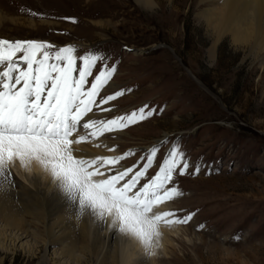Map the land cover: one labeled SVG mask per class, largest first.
Instances as JSON below:
<instances>
[{
	"label": "rangeland",
	"instance_id": "obj_1",
	"mask_svg": "<svg viewBox=\"0 0 264 264\" xmlns=\"http://www.w3.org/2000/svg\"><path fill=\"white\" fill-rule=\"evenodd\" d=\"M156 1L147 9L133 0H0V39L48 42L52 52L70 45L77 57L90 50L106 56L86 87L107 64L116 72L101 96L130 91L101 105L111 111L95 119L145 106L153 112L100 143L114 156L133 153L120 166H142L147 149L167 138L153 175L164 150L179 145L189 168L175 174L171 186L181 195L156 210L192 219L170 226L176 232L160 231L146 252L153 264H264V59L244 58L228 37L210 58L212 38L195 16L198 0ZM54 248L48 245L41 260L40 246L37 258H29L8 245L0 249V264H52ZM78 264L92 259L86 254Z\"/></svg>",
	"mask_w": 264,
	"mask_h": 264
},
{
	"label": "snow or ice",
	"instance_id": "obj_2",
	"mask_svg": "<svg viewBox=\"0 0 264 264\" xmlns=\"http://www.w3.org/2000/svg\"><path fill=\"white\" fill-rule=\"evenodd\" d=\"M52 48L48 42L0 39V193L14 183L11 164L18 161L27 168L35 163L65 199L78 204V215L89 214L100 222L110 219L114 230L132 237L147 252L159 239L161 224L184 225L192 219L191 215L180 218L171 211H154L181 195L171 184L175 174L184 175L189 168L185 154L177 143H171L153 175L149 170L167 138L147 149L142 166H120L131 151L86 158L77 146L122 131L153 112H146L145 106L112 119H93L97 110L111 111L101 105L130 90L101 96L116 72L114 66L103 64L90 87L86 86L106 56L90 50L77 57L70 45L54 52ZM80 128L83 135L78 133ZM199 170L197 164L193 174Z\"/></svg>",
	"mask_w": 264,
	"mask_h": 264
},
{
	"label": "bare ground",
	"instance_id": "obj_3",
	"mask_svg": "<svg viewBox=\"0 0 264 264\" xmlns=\"http://www.w3.org/2000/svg\"><path fill=\"white\" fill-rule=\"evenodd\" d=\"M133 1L147 9L157 4L156 0ZM195 16L212 38L207 50L210 58L215 56L219 42L228 37L231 45L245 53L244 58L254 53L257 60L264 59V0H198ZM3 19L5 16L0 11V25ZM97 112L101 111L95 113L100 115ZM78 133L83 135L84 130ZM107 135L77 147L83 149L86 158L114 156L100 145ZM9 167L14 183L0 193V249L13 245L24 250L29 258H37L40 246L45 250L41 255L43 260L47 246L53 245L52 264H70V261L78 264L86 254L92 264H153L135 239L110 226V219L100 222L89 214L78 215V204L65 199L38 165L33 163L24 168L16 161ZM177 230L159 226L164 234Z\"/></svg>",
	"mask_w": 264,
	"mask_h": 264
}]
</instances>
